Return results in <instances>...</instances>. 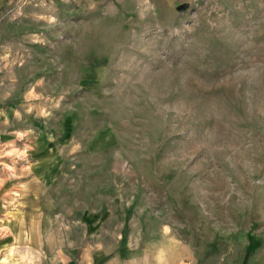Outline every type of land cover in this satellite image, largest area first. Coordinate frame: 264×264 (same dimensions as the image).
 <instances>
[{"label": "rangeland", "instance_id": "obj_1", "mask_svg": "<svg viewBox=\"0 0 264 264\" xmlns=\"http://www.w3.org/2000/svg\"><path fill=\"white\" fill-rule=\"evenodd\" d=\"M8 97L30 122L2 181L36 167L71 225L264 264V0H0Z\"/></svg>", "mask_w": 264, "mask_h": 264}, {"label": "crops", "instance_id": "obj_2", "mask_svg": "<svg viewBox=\"0 0 264 264\" xmlns=\"http://www.w3.org/2000/svg\"><path fill=\"white\" fill-rule=\"evenodd\" d=\"M10 99L0 104V151L12 145L20 152L25 134L19 125L28 116ZM16 174L2 181L7 174L0 163V264H196L179 241L164 239V230L162 237H141L129 224L117 235L114 220L110 229L109 215L98 210H82L69 224V214L52 212L51 198L40 193L46 186L36 167L17 168Z\"/></svg>", "mask_w": 264, "mask_h": 264}]
</instances>
